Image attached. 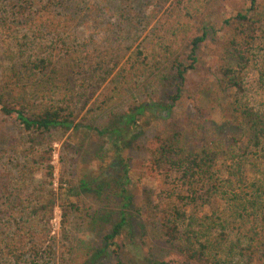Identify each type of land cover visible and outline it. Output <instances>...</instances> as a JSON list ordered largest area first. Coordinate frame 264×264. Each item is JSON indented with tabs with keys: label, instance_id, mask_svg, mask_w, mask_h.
<instances>
[{
	"label": "trees",
	"instance_id": "trees-1",
	"mask_svg": "<svg viewBox=\"0 0 264 264\" xmlns=\"http://www.w3.org/2000/svg\"><path fill=\"white\" fill-rule=\"evenodd\" d=\"M196 1L179 0V11L186 10L181 17H195L192 11ZM249 1V7L225 19L222 29L230 30L229 35H218V30L211 25L201 26V34L190 44L188 58L192 62L189 66L173 51L174 43L162 42L161 50L152 53L148 49L138 50L125 79L139 82L154 75L160 82L175 83L176 89L168 93L167 102L135 103L129 112L120 115V123L111 127L86 125L100 136L111 137L120 162L126 168L122 151L132 146L131 141H127L130 130L150 109L171 112L182 97L187 72L202 60L200 51L212 42L210 31L215 30L212 40L222 51L217 57L220 63L214 68L216 79L208 85L202 84L198 92L190 96L195 112L189 124L174 123L167 132H158L143 146L167 177L179 174L188 186L187 193L193 196H172L167 210L162 213L159 209L166 254L151 259L138 252L139 264H264V171L250 181L246 170L248 163L255 165L264 159V101L258 105L247 97L244 79L257 39L255 26L264 20V0ZM88 2L0 0V31L9 34L24 28L28 32L18 44L23 59L21 64L9 73L0 74V111L5 116H16L23 124L28 133V149L34 158L48 145V135L54 130L70 131L82 126L74 116L72 95L67 93L55 101L38 102L33 97L34 92L29 96L28 88L38 76L53 70L54 61L49 52L52 45L43 38V30L54 27L59 33L64 27L62 23L76 20L87 9ZM191 4L193 7L189 6ZM181 32L174 30L175 39ZM206 106L219 111L226 127L234 129L228 139L205 135L201 127L208 119L205 108L209 107ZM2 141L0 138V143ZM22 146L15 144L14 150L18 152ZM45 152L50 153L51 149L43 150ZM50 159L46 167L52 177L54 166ZM24 171L22 169L13 179L5 175L7 180H0V264H51L56 249L47 243L49 229L28 225L25 216L30 209L35 214L48 212L50 220L54 208L39 195L40 186L24 181L27 178ZM127 171L118 180L108 181L100 174L92 179L82 178L78 187L73 186L71 180L62 187L60 198L66 210L65 218L77 206L71 197L92 189L94 184L98 196L120 204L114 215L110 210L109 216H101L102 227L96 236L103 242L86 245L84 264H94L102 256L109 255L117 264H126L123 259L125 244L121 241L126 237L131 240L133 233V198L127 189ZM199 190L204 191L203 196L196 195ZM94 222L98 219L93 216L90 225ZM137 248L141 250L139 245ZM170 253L176 257L166 259Z\"/></svg>",
	"mask_w": 264,
	"mask_h": 264
},
{
	"label": "rangeland",
	"instance_id": "rangeland-1",
	"mask_svg": "<svg viewBox=\"0 0 264 264\" xmlns=\"http://www.w3.org/2000/svg\"><path fill=\"white\" fill-rule=\"evenodd\" d=\"M88 1L87 9L73 22L62 23L64 27L59 29V33L54 27L43 30V38L52 45L49 52L54 61L53 70L45 76H38L28 88L29 96L34 92L33 97L38 102L55 101L67 93L72 95L74 116L82 126L70 131L54 130L48 135V145L41 148L34 158L28 149V133L23 124L16 116H5L0 111V138L3 140L0 143V180L6 181L5 175L13 179L25 169L23 175L27 178L24 181L40 186L39 195L54 208L50 220L48 212L35 214L30 209L25 216L28 225L49 229L47 243L56 249L51 264H84L86 245L103 242L96 236L102 227L101 216H109L110 210L114 215L120 204L98 196L94 184L92 189L71 197L77 206L65 218L66 210L60 198L62 187H66L70 180L73 186L78 187L82 178L92 179L100 174L108 181L118 180L128 169L127 189L133 198V233L131 240L126 237L121 243L125 244V263L139 264V253L151 259L166 254L159 209L162 213L167 210L172 196H193L187 193L188 186L180 175L174 173L167 177L155 165L151 152L143 146L158 132H167L174 123L189 124L195 112L190 96L197 93L202 84L208 85L216 79L214 68L220 63L217 57L222 51L212 40L215 30L210 31L212 42L200 51L202 60L187 72L182 97L171 112L150 109L130 130L127 141H131L132 146L122 151L126 168L120 162L111 137L100 136L86 125L111 127L119 124L120 115L129 112L135 103L154 105L167 102L168 93L176 89L175 83L160 82L154 75L139 82L125 79L138 50L148 49L152 53L161 50L162 42L174 43L173 51L181 55L184 65L189 66L192 62L188 58L190 44L195 36L201 34V26L211 25L218 30V35H229L230 30L222 29L225 19L249 7L250 1L197 0L192 11L194 18L181 17L186 10L183 13L179 11V0ZM189 6L193 7V4ZM255 27L257 39L244 79L247 97L260 105L264 101V20ZM175 29L182 31L177 39ZM27 33L24 28L9 34L0 31V74L4 71L9 73L21 64L23 59L18 44ZM205 112L208 119L201 129L208 138L228 139L233 134L234 129L226 127L219 111L209 107ZM15 144L23 145V149L15 151ZM49 149L50 153H43ZM50 157L54 166L52 177L46 167ZM246 170L249 180H255L264 171V159L255 165L248 163ZM196 195L203 196L204 191L199 190ZM93 216L98 222L90 225ZM134 242L135 245L132 244ZM172 257L176 256L171 253L165 256L166 259ZM97 261L94 264H117L112 255L102 256Z\"/></svg>",
	"mask_w": 264,
	"mask_h": 264
}]
</instances>
